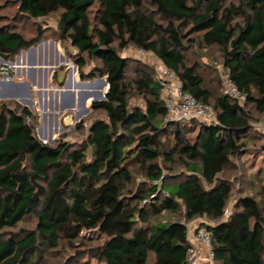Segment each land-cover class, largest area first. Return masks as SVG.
Masks as SVG:
<instances>
[{"label":"trees","instance_id":"obj_1","mask_svg":"<svg viewBox=\"0 0 264 264\" xmlns=\"http://www.w3.org/2000/svg\"><path fill=\"white\" fill-rule=\"evenodd\" d=\"M226 1L14 0L16 19L60 13L58 40L77 52L80 81L103 79L106 97L90 105L104 119L91 122L86 146L70 153L37 139L38 119L27 107L0 104V232L36 220L33 231L0 242V264H39L58 250L73 251L67 264L80 257L88 260L80 264H188L186 226L196 219L206 220L199 227L211 236L212 264H264L263 210L247 195L225 215L232 187L223 178L234 159L264 152V139L249 135L244 107L264 114V0ZM35 33L0 27V59L40 45L42 29ZM198 45L219 51L241 104L206 87L199 64L186 57ZM130 46L152 53L184 93L212 109L215 122L167 121L156 70L137 71L133 85L144 108L130 107L129 65L119 54ZM160 160H177L186 178L168 184ZM181 209L184 222L158 221Z\"/></svg>","mask_w":264,"mask_h":264},{"label":"rangeland","instance_id":"obj_2","mask_svg":"<svg viewBox=\"0 0 264 264\" xmlns=\"http://www.w3.org/2000/svg\"><path fill=\"white\" fill-rule=\"evenodd\" d=\"M229 4L237 5L238 0H227L226 6ZM145 8L156 22L162 25L167 24L166 21H162L156 15L155 10L149 5H146ZM15 12L16 5L14 0H0V27H9L24 37H33L37 28L42 29L43 42L40 45H43L47 52L39 57L32 55L34 60L26 61L25 59L17 68L12 66L17 63V58L21 54L10 62L0 59V83L2 82L5 85L7 91L4 92L0 87V104L12 106L16 103L23 105L36 115L38 124L35 129V135L41 143L49 147H56L58 144L67 145L68 153L73 150H80L87 144L89 124L95 120L104 119L103 112H92L90 109L91 101L94 97H98L99 93L105 94L106 92V87L103 86L104 80L92 78V75L91 78L89 77L83 82L80 81L77 68L73 63L77 52L70 47L69 43H61L58 40V19L60 13H53L44 19L31 21L16 19ZM55 45L58 47V54L52 51ZM139 51V49L130 46L119 52V54L127 59L129 65L126 84L129 90L130 107H137L143 110L142 98L133 85V82L138 77L137 71L144 69L151 73V71L157 70L162 65L152 53H145V56H140ZM186 57L190 64H199L200 74L205 81L206 87L215 96L220 95L226 72L223 70L219 51L216 48H204L202 45H198L187 52ZM62 74H64V79L62 84L59 85L58 81ZM69 77H74L76 83L89 84V87L80 91L68 90L63 97L50 96L56 92L64 91ZM18 95L27 103L23 104L16 100ZM84 99L87 102L85 106L83 103ZM244 107L250 114V125L253 129L249 135L263 140L264 114H258L252 105ZM81 122H83L81 128L77 129L76 127ZM202 123L203 121H195L189 124L199 127ZM159 163L167 177L166 182L170 185H176L181 182L188 174L186 168L177 160L174 163L160 160ZM223 178L232 187V196L227 205L226 214L233 210L238 198L247 195H252L258 201L264 214V152L258 153L253 158L252 156H243L234 159L232 164L225 170ZM135 182L146 183L139 174H135ZM158 221L184 222V212L181 209L176 216L163 214L158 218ZM205 223L206 220L204 219H196L187 223V225L194 230ZM35 226L36 220L30 216L18 225L16 229L1 231L0 242L8 238L9 234L23 236L26 232L33 231ZM69 255H73V251L58 250L45 255L39 264H67L66 261ZM78 261L80 264L82 261L87 263L88 260L80 257ZM89 263L94 264L93 261Z\"/></svg>","mask_w":264,"mask_h":264},{"label":"built area","instance_id":"obj_3","mask_svg":"<svg viewBox=\"0 0 264 264\" xmlns=\"http://www.w3.org/2000/svg\"><path fill=\"white\" fill-rule=\"evenodd\" d=\"M139 55L145 56V52L140 50ZM153 77L163 92V103L167 111V121L215 122V117L210 107L198 102L190 94L184 93L173 73L163 66H159ZM222 94L228 99L237 101L239 104L242 103L243 98L227 77L223 81ZM152 184L156 187L161 185L160 181H154ZM186 239L188 242L186 252L188 264H212V240L205 228L198 226L192 230L187 225Z\"/></svg>","mask_w":264,"mask_h":264},{"label":"crops","instance_id":"obj_4","mask_svg":"<svg viewBox=\"0 0 264 264\" xmlns=\"http://www.w3.org/2000/svg\"><path fill=\"white\" fill-rule=\"evenodd\" d=\"M52 51H53V53H56V54H58L59 53V51H58V47H56V45H55V47H53L52 48ZM46 48L45 47H43V45H40V46H38L37 48H31L30 50H28V52H22L21 53V56L19 57V58H17V59H22V62L26 59V61H32V60H34L33 58H32V55H35L36 57L38 56H42V54L44 55V54H46ZM17 66H19V64L17 65ZM17 68V67H16ZM46 79V78H45ZM46 81H47V79H46ZM6 82H8V81H6ZM69 82H71V83H76L75 82V80H74V77H69V80H68V83L66 84V87L64 88V91H62V92H59V93H55V94H51L50 96H52V97H59V96H65L66 95V92L68 91V90H73V91H80V90H82V89H68L67 90V85L69 84ZM81 83V82H80ZM80 83H78L77 82V84L79 85ZM0 87H1V90H3L4 92H7L6 91V89H5V85L1 82L0 83ZM84 103V106H85V104L87 103L86 101L85 102H83Z\"/></svg>","mask_w":264,"mask_h":264},{"label":"bare ground","instance_id":"obj_5","mask_svg":"<svg viewBox=\"0 0 264 264\" xmlns=\"http://www.w3.org/2000/svg\"><path fill=\"white\" fill-rule=\"evenodd\" d=\"M22 63V59L20 58V59H17V63L14 65V66H12V67H17V65L18 64H21ZM11 67V66H10ZM89 87V84H86V83H80L79 85L77 84V83H71V82H69V84L67 85V90L68 89H82L83 90V88H88ZM102 95V94H101ZM15 97V96H14ZM96 98H99V96L98 97H96ZM16 100H18V101H20L21 103H23V104H26L27 102H25V101H23V98L22 97H20V95H18V96H16ZM25 102V103H24Z\"/></svg>","mask_w":264,"mask_h":264},{"label":"water","instance_id":"obj_6","mask_svg":"<svg viewBox=\"0 0 264 264\" xmlns=\"http://www.w3.org/2000/svg\"><path fill=\"white\" fill-rule=\"evenodd\" d=\"M63 79H64V74H62L61 76H60V78H59V81H58V83H59V85H61L62 84V82H63ZM103 86H105L106 87V83H105V81L103 82ZM99 95V98H95L94 97V99L91 101V102H97V101H104L105 100V97H106V92H105V94H98ZM86 101V99H84V102Z\"/></svg>","mask_w":264,"mask_h":264}]
</instances>
